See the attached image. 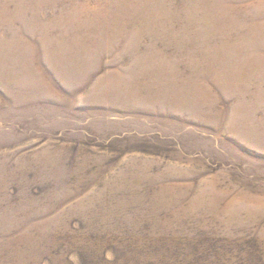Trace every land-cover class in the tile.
Returning a JSON list of instances; mask_svg holds the SVG:
<instances>
[{
    "label": "rangeland",
    "instance_id": "1",
    "mask_svg": "<svg viewBox=\"0 0 264 264\" xmlns=\"http://www.w3.org/2000/svg\"><path fill=\"white\" fill-rule=\"evenodd\" d=\"M0 264H264V0H0Z\"/></svg>",
    "mask_w": 264,
    "mask_h": 264
}]
</instances>
